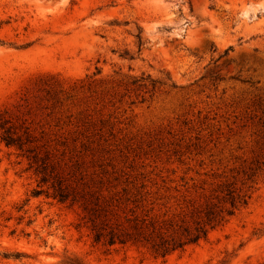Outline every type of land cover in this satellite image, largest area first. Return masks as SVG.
Wrapping results in <instances>:
<instances>
[{
  "label": "rangeland",
  "instance_id": "1",
  "mask_svg": "<svg viewBox=\"0 0 264 264\" xmlns=\"http://www.w3.org/2000/svg\"><path fill=\"white\" fill-rule=\"evenodd\" d=\"M0 112L63 172L143 182L158 223L226 184L249 194L154 257L94 242L0 141V264H264V0H0Z\"/></svg>",
  "mask_w": 264,
  "mask_h": 264
},
{
  "label": "trees",
  "instance_id": "2",
  "mask_svg": "<svg viewBox=\"0 0 264 264\" xmlns=\"http://www.w3.org/2000/svg\"><path fill=\"white\" fill-rule=\"evenodd\" d=\"M0 141L23 156L26 167L38 176L37 182L45 184V190L37 187L32 194L43 192L59 202L80 207L81 218L88 224L94 242L143 246L154 257L163 258L204 238L209 229L222 224L249 196L226 184L220 194L211 198L200 202L185 200L177 214L158 223L145 208L143 182L135 184L123 179L118 188L101 190L100 184L83 181L72 171L63 172L55 157L34 143L28 126L13 124L4 112H0ZM69 263L83 264L77 258Z\"/></svg>",
  "mask_w": 264,
  "mask_h": 264
}]
</instances>
